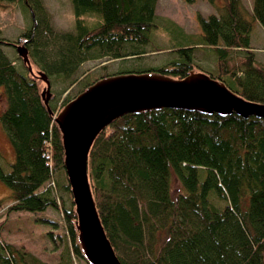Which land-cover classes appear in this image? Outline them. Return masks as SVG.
Returning <instances> with one entry per match:
<instances>
[{
	"label": "trees",
	"instance_id": "trees-1",
	"mask_svg": "<svg viewBox=\"0 0 264 264\" xmlns=\"http://www.w3.org/2000/svg\"><path fill=\"white\" fill-rule=\"evenodd\" d=\"M24 1L33 13L40 7L39 0ZM206 1L217 13L196 15L195 46L211 50L215 75L200 71L243 99L264 103V61H257L250 42L254 22L264 30V0H252L250 13L240 0ZM69 2L72 32L51 33L49 40L35 37L39 33L35 19L21 36L27 55L33 56L47 79L52 76L71 84L83 61L136 57L151 44L150 34L157 27L155 0ZM86 15L97 19L95 25L83 22ZM170 23L177 59L157 68L116 74L156 72L177 79L187 75L193 69L190 45L194 44ZM1 45L11 44L0 38L5 100L0 122L13 152L7 171L0 168V182L12 202L8 210L59 209L68 246L55 264H73L70 256L88 264L76 242V217L62 166L60 134L52 120L54 108L47 103L48 113L37 79L15 67ZM31 45L40 52L37 59ZM234 50L241 60L228 67ZM106 128L90 146L87 174L98 218L121 264H264L263 118L162 108L125 114ZM57 169L64 179L59 188L71 200L69 208L51 197L59 185L53 179ZM118 245L128 260L117 255ZM0 264L46 263L4 243Z\"/></svg>",
	"mask_w": 264,
	"mask_h": 264
},
{
	"label": "rangeland",
	"instance_id": "rangeland-1",
	"mask_svg": "<svg viewBox=\"0 0 264 264\" xmlns=\"http://www.w3.org/2000/svg\"><path fill=\"white\" fill-rule=\"evenodd\" d=\"M240 1L246 12L250 13V3L252 0ZM39 3L40 7L33 13L26 6L24 0L0 2V38L11 44L1 45V49L15 67L26 73V67L22 64L20 57L17 56L14 45L21 43V36L31 30L36 20H38L37 33H39L35 34V37L40 35L49 40L51 33L55 35L59 32L73 31L74 18L69 0H39ZM188 4L190 3H186L184 0H155L154 13L157 27L150 34L151 44L147 45L143 49L144 52L140 55L129 58L125 57L123 59L102 57L83 61L78 66L71 84H68L67 81L57 80L52 76H48L49 92L51 94V98L48 101L50 107H53L56 113L65 102L80 92L79 90L84 83L89 82L91 84L100 76H111L121 72L157 68L168 64L171 60L177 59L176 45L172 43L169 37V33H171L168 30L171 27L169 26L170 22V24L181 29V34L188 37L191 43L194 44L190 45L193 49L192 70H203L214 76L215 59L213 53L208 47L203 45L195 46L199 39L196 15L202 17H206L209 14L216 15L217 10L213 5L207 3L206 0H194L190 5ZM216 5L219 7L221 3L217 2ZM82 18L83 22L88 26H93L97 22V19L93 16L86 15ZM250 37L251 46L257 52L255 58L257 56V61L261 63L264 61V30L259 24L254 22ZM32 45L34 46V44ZM32 45L28 47L30 51H35L34 55L35 59H37L36 54L40 52L37 48L33 49ZM28 58L32 72L35 73L36 70H39V67L36 65L33 56H29V52ZM239 60H241L239 51H232L227 61L228 67ZM35 81L38 90H41L44 87V83L40 80ZM4 107L3 89L0 86V113ZM108 132L109 127L106 128L104 133L107 134ZM12 159V148L0 122V168L3 171H7L8 164ZM53 179L59 185H55L54 190L51 192V197L56 201L61 200L63 206L69 208V196L63 191V188H59L64 186V179L59 169L53 174ZM0 200V241L3 244L8 243L14 247L21 248L25 255L30 254L43 263H57L60 252H64L68 246L65 224L60 210L46 208L41 213L9 211L8 206L12 202L9 198V190L2 182H0ZM44 219L54 221L55 225L46 223L47 221ZM47 232L52 233L48 234ZM116 253L119 257L128 260L120 245H118ZM70 259L73 264H85L84 261L75 256H70Z\"/></svg>",
	"mask_w": 264,
	"mask_h": 264
},
{
	"label": "water",
	"instance_id": "water-1",
	"mask_svg": "<svg viewBox=\"0 0 264 264\" xmlns=\"http://www.w3.org/2000/svg\"><path fill=\"white\" fill-rule=\"evenodd\" d=\"M14 47L29 75L44 83L39 95L51 113L46 75L40 70L32 72L23 42ZM162 108L264 119V103L245 100L221 81L194 70L180 79L156 72L104 76L65 102L52 120L60 134L62 166L76 217V242L88 264H121L104 233L91 194L87 174L90 146L117 118Z\"/></svg>",
	"mask_w": 264,
	"mask_h": 264
},
{
	"label": "crops",
	"instance_id": "crops-1",
	"mask_svg": "<svg viewBox=\"0 0 264 264\" xmlns=\"http://www.w3.org/2000/svg\"><path fill=\"white\" fill-rule=\"evenodd\" d=\"M191 4V3H190ZM190 4H188V5H190ZM250 6H251V3H250ZM255 49V48H254Z\"/></svg>",
	"mask_w": 264,
	"mask_h": 264
}]
</instances>
